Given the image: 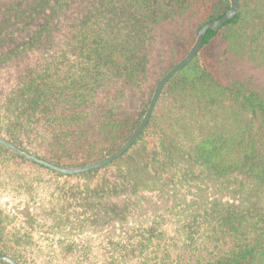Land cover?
<instances>
[{
    "label": "trees",
    "instance_id": "16d2710c",
    "mask_svg": "<svg viewBox=\"0 0 264 264\" xmlns=\"http://www.w3.org/2000/svg\"><path fill=\"white\" fill-rule=\"evenodd\" d=\"M240 2L118 160L62 174L0 144L1 251L23 264H264V0ZM230 6L0 0V136L69 167L113 153L149 105L127 108L126 87L152 95ZM197 181L215 192L186 206ZM236 182L248 202L226 197Z\"/></svg>",
    "mask_w": 264,
    "mask_h": 264
},
{
    "label": "water",
    "instance_id": "95a60500",
    "mask_svg": "<svg viewBox=\"0 0 264 264\" xmlns=\"http://www.w3.org/2000/svg\"><path fill=\"white\" fill-rule=\"evenodd\" d=\"M240 9H241L240 0H231V6L224 16H222L219 19L206 22L204 25L199 27L196 40L191 46L189 52L160 78V80L154 87L155 90L151 96L148 108L145 111L143 118L141 119L137 127L134 129L132 134L129 136V138L113 153L108 154L98 160L89 162L87 164L69 167L58 164L47 158L37 155L17 144H14V142L10 141L8 138L0 136V144L18 154H21L22 156L33 162H36L42 166H45L46 168H49L55 172L62 174H80L97 168H102L112 163L113 161L117 160L122 155H124L129 150V148L132 147L139 139V137L141 136V134L149 124V121L153 115L157 102L164 91V88L168 85V83L172 80V78H174L178 74V72H180L183 68L188 66L197 57L198 53L203 48V41L208 30L209 29L219 30V28L224 27L229 20L233 19L236 16V14L240 12ZM0 260L7 262L9 264H23L21 261L17 260L16 258L12 257L11 255L1 250H0Z\"/></svg>",
    "mask_w": 264,
    "mask_h": 264
},
{
    "label": "rangeland",
    "instance_id": "374dc122",
    "mask_svg": "<svg viewBox=\"0 0 264 264\" xmlns=\"http://www.w3.org/2000/svg\"><path fill=\"white\" fill-rule=\"evenodd\" d=\"M125 91H126V100H125L126 107L131 109V110L138 112L141 115L143 113V111L145 110V108H147V105H148L152 95H150V96L146 95L145 96L140 91L133 89V88H130V87H126ZM236 183H238V184H232V186H231L232 188L226 190V192H228V193H226V197H228L230 199L231 196H235L237 198L236 201H238V202H244V203L248 202L250 196L255 195V192L254 191L250 192L251 190L249 189V186L246 183L245 184H242L239 182H236ZM201 186H205V184L201 181H197L196 184L190 183V186L187 187V193H188L187 196L188 197L186 196L187 197L186 202H188V203H186V206L190 205V203L192 201H194V198L197 195H199L198 198H200V199L202 197L206 198L207 196H210V197L212 196L211 193L214 190H212L210 187H209L210 189L208 191H206V193L204 192L203 194H201V191H200ZM233 200H235V199H233Z\"/></svg>",
    "mask_w": 264,
    "mask_h": 264
}]
</instances>
